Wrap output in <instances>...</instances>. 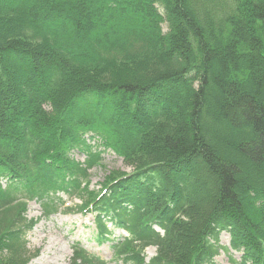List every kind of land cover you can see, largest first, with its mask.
<instances>
[{"label":"trees","instance_id":"1","mask_svg":"<svg viewBox=\"0 0 264 264\" xmlns=\"http://www.w3.org/2000/svg\"><path fill=\"white\" fill-rule=\"evenodd\" d=\"M107 152L115 264H264V0H0V264L37 255L23 201L55 214Z\"/></svg>","mask_w":264,"mask_h":264},{"label":"rangeland","instance_id":"2","mask_svg":"<svg viewBox=\"0 0 264 264\" xmlns=\"http://www.w3.org/2000/svg\"><path fill=\"white\" fill-rule=\"evenodd\" d=\"M74 158L81 161L79 155ZM130 168L121 159L108 152L103 155L102 163L89 172L86 185L81 195L73 200L60 196L65 206L71 208V212H59L55 215L44 217L40 207L35 202L28 204L25 214L26 219L35 221V226L25 236L26 249L30 255L38 252L29 264H70L72 246L79 244L89 254L98 256L108 264H115L113 252L108 244L99 247L94 241L96 230L91 215L82 214L83 203L90 201L100 193L104 187V181L117 175L127 174ZM111 229V228H110ZM111 239L122 235L121 231L113 230ZM221 244H228V236L221 235ZM146 259L155 255V249L149 247L145 250ZM239 257V255H236ZM228 257L220 253L215 258V264H228Z\"/></svg>","mask_w":264,"mask_h":264}]
</instances>
